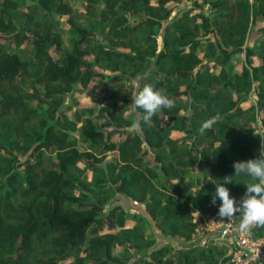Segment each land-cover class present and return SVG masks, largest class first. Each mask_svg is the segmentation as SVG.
Instances as JSON below:
<instances>
[{
    "label": "rangeland",
    "instance_id": "1",
    "mask_svg": "<svg viewBox=\"0 0 264 264\" xmlns=\"http://www.w3.org/2000/svg\"><path fill=\"white\" fill-rule=\"evenodd\" d=\"M14 1L15 7L5 9L3 0H0V55L5 52L16 53L35 64L34 45L24 38V35L31 37L34 33H43L50 29L59 35L58 50L63 54L72 48L79 37L75 26L88 28L93 25L94 35L87 44L83 45V49L89 52L85 54L84 59L101 73L97 74L86 88L76 81L69 92L60 90L59 84H50L49 88L53 91L47 95L48 87L42 81H37L35 77L20 80L9 90H0V99L6 93L25 99L31 107L36 108L34 123L47 118L48 124L67 134L68 139L79 152L90 154V156L83 155L74 166L69 168L68 187L65 188V192L69 196L95 202L103 207L98 213L103 217V223L92 226L93 231L88 233L79 252L72 251L63 258L64 250L55 248L51 236L45 240L34 241L33 255L38 258L55 256L58 264H90L97 256L93 258L85 256L83 249L93 241L106 242L109 240V235H114L109 247L116 264H156L150 257L151 252L161 247L168 249L162 264H176L181 259V254L191 247L195 248L193 253L195 256L198 255L199 249L207 250L204 251L205 255L212 254V248L197 244L199 240H183L168 234L167 230L157 226L148 213L146 204L151 201V196H153L152 201L159 200L162 203L163 188L167 185V181L174 184L179 179L172 177L167 180L163 176L160 169L162 162L155 159L156 150L149 147L142 139L141 151L137 155L156 175H149L151 183L145 187L124 191L119 189L117 183L123 175L122 162L119 160L120 153L118 150H108L107 147L113 143L120 144L134 134H142V130L139 132L130 130L133 121L141 119L144 115L142 109L135 108L132 104V94L150 82V78L153 83L156 82L160 68L167 70L175 65L170 58L171 54L194 50L200 58V63L192 69V77L181 78L171 83L173 95L171 99L174 101V107L158 112L161 125L169 123L178 127L184 121L186 132L171 131L169 137L173 143L165 144L158 154L164 158L163 163L166 165L173 164L177 169H181L182 179L190 184L188 197L191 201L194 199L200 211L208 213L207 215L218 213L221 201L217 198L216 203H212L217 184L198 167L196 150L212 145L225 153L226 161L234 163L241 161V157L228 142L229 136L226 131L219 133L218 139L214 140L208 134L209 130L201 134L198 129L203 121L216 116L218 121L210 130L219 131L222 124L237 129L242 134L240 141L252 142L260 151L261 139L264 137V108L257 102V93L264 89V83L261 77L252 76L251 67L261 64L260 53L264 49V19L253 18L254 5L251 8L252 15L240 52L225 59L222 49L231 51L234 48L216 36L215 25L208 23L207 29L198 30L194 27L201 25V16L217 17L218 11L212 5L214 0H170L165 4H160L159 0H150L149 8L129 3V10L119 8V3L117 8L120 17L116 22L118 28L122 29L126 24L139 25L136 31L127 33L125 38L113 35L98 21L97 10L105 7L104 0L98 2L65 0L73 8L68 14L55 12L56 2L45 9L35 0ZM250 3L252 4V0ZM88 5L92 8H88ZM146 17L157 19L158 23L145 24L142 19ZM99 47L125 53L141 51L146 58L131 63L120 58L106 59L103 58L107 57L105 54H100L101 56L98 57L101 58L96 60L94 51ZM246 49L251 51L250 63L246 61ZM58 50L54 47L49 49L55 58L60 57L57 54ZM161 52H166L168 58L158 60L157 57ZM243 67H248L251 73L250 89L247 92L233 93L232 99L237 101L238 107L246 113L241 114L240 117L238 115L230 118V113L225 112L223 105L209 104L211 97L217 91L229 90L221 71L226 72L231 78L234 74L241 73ZM34 86L44 100L39 101L34 95L31 89ZM96 87H98L97 93H90ZM51 102L58 107L55 112L57 121L55 118H48L47 110ZM171 116L177 119L169 120ZM87 120L92 122L95 131L102 133V142L95 143L84 134L83 125ZM147 125L150 123L148 122ZM43 130L37 124L18 125L15 114L0 116V192L7 176L16 171L24 173L27 163L38 159L46 165L56 163L58 153L56 145L52 150L36 151L35 149L43 135ZM172 147L177 150L176 158H172ZM216 154L219 164L222 163L220 151ZM233 172L235 173V169ZM249 180L250 178L244 174L235 175L233 182L236 186L227 187L230 197H234L239 202L246 191L245 184ZM145 192L144 198L142 194ZM29 201L28 197L17 194L14 205L15 207L27 205ZM74 206L72 202L69 204L70 208ZM193 207L197 208V206ZM195 211L190 212L191 217L197 212ZM236 218L240 223L239 213ZM198 234L196 236L200 237ZM80 258L82 260L79 263ZM195 264L216 263L214 261L207 263L205 259H199Z\"/></svg>",
    "mask_w": 264,
    "mask_h": 264
},
{
    "label": "trees",
    "instance_id": "2",
    "mask_svg": "<svg viewBox=\"0 0 264 264\" xmlns=\"http://www.w3.org/2000/svg\"><path fill=\"white\" fill-rule=\"evenodd\" d=\"M43 8H49L55 4V12L68 14L72 12V6L65 0H35ZM100 1V0H94ZM170 0H159L160 4H165ZM214 0L213 6L218 11L217 17L208 18L201 16V25H195V29L208 28V23L215 25V34L222 42L233 46L234 49L226 51L222 49L224 58L228 59L241 50L242 41L249 25V19L252 15V6L254 5L255 13L253 18L261 17L264 19V0ZM4 8L15 7L14 0H3ZM129 10V3L143 5L145 8L150 7V0H104L105 7L97 10V18L100 24L108 28L113 35L120 37L126 36L127 33H132L137 30L139 25L130 26L123 25L119 29L116 25L120 17L117 8ZM88 8H92L88 5ZM145 24H156L157 19L146 17L142 19ZM78 33V39L74 42L72 48L65 51L63 54L60 50V37L57 33L50 29L43 33H34L31 37L24 35L28 41L34 45V58L36 63H31L16 53L5 52L0 55V90H9L14 88L22 79L35 77L37 81H42L48 87L47 95L50 91V84H59L62 91L69 92L73 89L76 81L86 88L89 83L101 74L96 71L84 56L89 53L83 49V45L87 44L90 38L94 35L95 26L91 25L88 28L75 26ZM221 46V45H220ZM54 47L60 57L55 58L50 53L49 49ZM247 50L246 61L251 62L250 53ZM95 59L98 60L100 54H105L106 59L120 58L128 62L134 63L138 59L144 60L146 57L143 52L125 53L107 50L104 48L95 49ZM158 60L168 58L166 52H161L158 55ZM174 66L171 69H159V77L156 82L150 78V82L157 89H164L167 96L172 98L171 83L178 79H187L192 77V69L200 63V58L194 50H189L183 53H174L170 57ZM261 64L252 66V76L260 78L264 83V49L260 53ZM222 78L225 80L228 91H217L211 97L210 104H221L226 109L225 112L230 113L229 117H240L245 114L238 107L237 101H233L232 94L239 92H247L251 86V73L248 67H243L241 73L234 74L231 78L226 72L221 71ZM199 82V81H198ZM98 87L94 91L97 93ZM34 95L39 101L44 100V97L39 94L34 87L31 88ZM56 90V89H55ZM174 94H177L173 92ZM94 97V96H93ZM257 102L260 107L264 108V89L257 93ZM228 103V104H227ZM57 106L53 102L49 104L48 118L57 121L55 112ZM210 108V107H209ZM162 108L160 111H165ZM15 114L18 125L31 126L37 124L42 127L43 135L37 142L36 151L44 149H58L57 161L54 165L43 164L40 159L27 163L24 167V173L16 171L10 173L5 181V185L1 187L0 192V264H58L55 256L46 258H38L33 255L34 241L45 240L53 236L52 243L58 249L64 250L63 258H66L72 251L79 252L82 243L87 238L88 233L93 229L95 224H102L103 217L98 213L102 210V205L83 201L79 197L69 196L65 192L68 187L69 168L74 166L79 159L85 155L90 156L88 152L85 154L79 152L68 139L67 134L61 129L56 128L52 124H48L47 118H42L34 123L36 108L31 107L25 99L20 96H15L12 93L3 94L0 99V116ZM177 118L169 117V120ZM182 123L177 127L174 124L161 125L158 113L151 120L150 125L141 120L142 134H134L132 137L126 138L120 144H111L108 150H118L120 153V161L122 162V174L118 179V187L120 190L130 191L136 187H145L151 183L149 175L155 176V172L150 166L143 163L142 158L137 155L141 151L142 139L149 147L156 150V160L160 162V169L163 176L167 180L172 177H179L174 184L168 183L163 188L164 197L162 203L159 200L154 202L153 196L151 201L146 204V209L150 216L155 220L158 227L167 230L168 234L178 236L183 240H193L196 233V223L190 216V212H197L207 215L208 213L200 211L194 199L191 201L187 192L190 184L182 179L183 172L177 169L173 164L166 165L163 163L164 158L159 156V150L167 143H173L169 134L173 130L186 132L185 125ZM215 126V124L213 125ZM84 127V134L95 143L102 142V133L95 131L93 124L87 120ZM214 130V129H212ZM209 130L208 134L217 140L219 133L226 131L229 136V143L240 155L241 161H247L259 156V150L252 142H243L239 138L242 137L241 132L237 129L229 128L222 124L219 131ZM264 130V126H263ZM260 144V140L258 139ZM264 143V137L261 139ZM60 150H63L60 152ZM172 158L178 156L176 148L172 147ZM218 151L222 154V163L217 160ZM196 159H198V167L213 180L217 185L224 182V177L231 176L232 183L225 184V187L236 186L233 182L235 176L233 163L226 161V155L221 150L211 146L201 147L196 150ZM41 155V152L38 154ZM35 156V155H34ZM153 184V183H152ZM243 189L242 186H240ZM144 191V190H143ZM20 194L23 197L30 199L27 205H19L15 207L14 199ZM146 197V192L142 194ZM143 198V199H144ZM74 203L73 208L69 207L70 203ZM193 206H197L194 208ZM189 209V211H187ZM195 211V212H196ZM178 217V218H177ZM107 218V217H106ZM255 236L264 235V227L253 226L251 228ZM114 235H109V240L106 242L93 241L88 247L83 249L85 256H97L90 264H116L111 255L110 242ZM202 247L212 248V254L205 255V249H199L198 255L195 256L194 247L187 249L181 254V259L176 264H195L199 259H205L207 263L213 262L217 264V258L222 252V249L212 242L198 243ZM210 251V250H208ZM168 252L167 247H161L151 252L152 261L156 264H162L163 258ZM213 259V261H212ZM79 259V263L81 262ZM72 264V263H68Z\"/></svg>",
    "mask_w": 264,
    "mask_h": 264
},
{
    "label": "clouds",
    "instance_id": "3",
    "mask_svg": "<svg viewBox=\"0 0 264 264\" xmlns=\"http://www.w3.org/2000/svg\"><path fill=\"white\" fill-rule=\"evenodd\" d=\"M132 104L135 108L142 109L144 115L142 121L150 122L151 118L162 108L171 109L174 101L170 99L164 89H157L153 84H144L132 94ZM141 119L133 121L130 130L139 132L141 130ZM218 117L213 116L203 121L198 131L203 134L210 130ZM235 175L244 174L250 178L245 184L246 191L239 202L230 197V192L225 184L232 183L231 176L224 177L222 184L216 185L215 195L212 203L218 198L221 201L218 216L223 221L230 220L237 213L241 216L238 230L249 233L253 226L264 227V143L261 142L259 156L247 161H235L233 163Z\"/></svg>",
    "mask_w": 264,
    "mask_h": 264
},
{
    "label": "built area",
    "instance_id": "4",
    "mask_svg": "<svg viewBox=\"0 0 264 264\" xmlns=\"http://www.w3.org/2000/svg\"><path fill=\"white\" fill-rule=\"evenodd\" d=\"M237 214L221 221L218 213L193 216L196 233L193 240L212 242L222 249L218 264H264V235L255 236L250 230L245 234L238 230ZM200 237H197L196 234Z\"/></svg>",
    "mask_w": 264,
    "mask_h": 264
}]
</instances>
